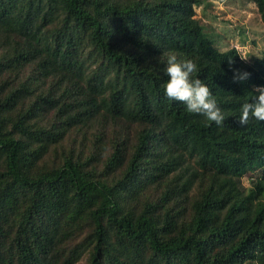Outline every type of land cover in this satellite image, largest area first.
<instances>
[{"label": "trees", "instance_id": "1", "mask_svg": "<svg viewBox=\"0 0 264 264\" xmlns=\"http://www.w3.org/2000/svg\"><path fill=\"white\" fill-rule=\"evenodd\" d=\"M203 1L0 0V264H264V122L237 123L264 54L216 49ZM167 54L222 125L166 97Z\"/></svg>", "mask_w": 264, "mask_h": 264}, {"label": "rangeland", "instance_id": "2", "mask_svg": "<svg viewBox=\"0 0 264 264\" xmlns=\"http://www.w3.org/2000/svg\"><path fill=\"white\" fill-rule=\"evenodd\" d=\"M195 17L219 51L235 48L243 60L264 54V23L254 4L243 0H204ZM248 177L242 182L248 185ZM77 264H84V259Z\"/></svg>", "mask_w": 264, "mask_h": 264}, {"label": "clouds", "instance_id": "3", "mask_svg": "<svg viewBox=\"0 0 264 264\" xmlns=\"http://www.w3.org/2000/svg\"><path fill=\"white\" fill-rule=\"evenodd\" d=\"M163 63L166 65L164 72L169 77L163 84L166 97L169 100L183 103L189 113L203 115L208 121L222 125L225 115L209 87L200 79L193 78V74L197 72V65L193 60L178 61L175 54H167ZM248 76L247 72L243 74L234 72V82L247 79ZM250 119L264 122V87H256L253 101L242 104L237 123L243 128Z\"/></svg>", "mask_w": 264, "mask_h": 264}]
</instances>
